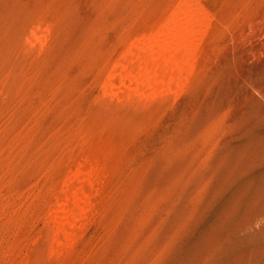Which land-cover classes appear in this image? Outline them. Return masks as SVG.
<instances>
[{
	"label": "rangeland",
	"instance_id": "obj_1",
	"mask_svg": "<svg viewBox=\"0 0 264 264\" xmlns=\"http://www.w3.org/2000/svg\"><path fill=\"white\" fill-rule=\"evenodd\" d=\"M0 264H264V0H0Z\"/></svg>",
	"mask_w": 264,
	"mask_h": 264
},
{
	"label": "bare ground",
	"instance_id": "obj_2",
	"mask_svg": "<svg viewBox=\"0 0 264 264\" xmlns=\"http://www.w3.org/2000/svg\"><path fill=\"white\" fill-rule=\"evenodd\" d=\"M179 35H180V33H179ZM179 35H178V36H179ZM174 36H175V35H174ZM177 38H179V37H177ZM177 38H176V36H175V39H177ZM180 38H181V35H180ZM168 41H169V40H168ZM153 53H155V52H153ZM156 54H157V52L155 53V55H156ZM147 56H148V55H147ZM149 57L153 60L154 55H149ZM150 58H149V59H150ZM159 58H160V55H159ZM155 59H156V57H155ZM155 59H154V60H155ZM169 67H170V66H169ZM136 75H137V74H136ZM136 75H135V76H136ZM139 76H141V74H140ZM139 76H137V78H138ZM143 76H144V75H143ZM145 76H146V75H145ZM145 76H144L143 78H145ZM146 77H147V76H146ZM148 77H149V76H148ZM139 78H140V77H139ZM140 79H141V78H140ZM140 79H139V80H140ZM145 79H146V78H145ZM145 79H144V80H145ZM149 79H150V78H149ZM133 80H134V79H133ZM139 80H138V81H139ZM153 80H154V79H153ZM130 81H132V80H130ZM130 81H129V82H130ZM134 81H135V80H134ZM141 81H143V79H141ZM150 81H151V79H150ZM135 82H136V81H135ZM151 82H152V81H151ZM156 82H157V80H156ZM160 82H162V81H160ZM147 83H148V82H147ZM154 83H155V82H154ZM158 83H159V81H158ZM139 84H140V83H139ZM141 84H145L144 86H146L145 88H147V85H148V84L146 85V82L141 83ZM149 84H150V83H149ZM149 86H150V85H148V87H149ZM139 87H140V86H139ZM151 87H152V86H151ZM151 87H150V89H151ZM154 87H156V86H154ZM136 89H137V88H136ZM139 89H140V88H138V90H139ZM119 90H120V89H119ZM119 90H118V91L116 90V92H118V93L121 92V91H119ZM142 90H143V89H142ZM142 90H141V92H140V90H139V92H140V93H143ZM135 91H136V90H135ZM150 91H151V90H150ZM136 92H137V91H136ZM136 92H135V93H136ZM111 93H112V92H111ZM113 93H114V92H113ZM114 94H116V93H114ZM127 94H128V93H127ZM66 216H67V215H66ZM53 218H54V217H53ZM53 218H52V219H53ZM52 223H53V222H52Z\"/></svg>",
	"mask_w": 264,
	"mask_h": 264
}]
</instances>
